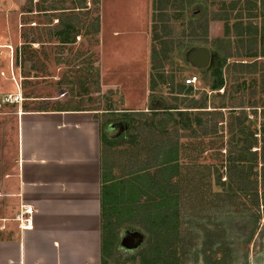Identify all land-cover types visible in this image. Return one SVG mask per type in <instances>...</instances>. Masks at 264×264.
Here are the masks:
<instances>
[{
  "label": "rangeland",
  "instance_id": "1",
  "mask_svg": "<svg viewBox=\"0 0 264 264\" xmlns=\"http://www.w3.org/2000/svg\"><path fill=\"white\" fill-rule=\"evenodd\" d=\"M188 1L0 0V110L58 100L94 109L105 178V168L152 176L139 179V197L129 187L106 197L105 264H141L149 250L167 264H264V56H247L264 52V0ZM191 75L198 81L187 95L179 85ZM218 79L225 88L211 90ZM192 99L206 108H184ZM150 104L201 112L152 117ZM214 106L224 107L207 112ZM187 117L204 124L185 127ZM3 132L0 122V149H12ZM171 142L179 170L168 176L159 159ZM169 192L178 232L160 235L158 202Z\"/></svg>",
  "mask_w": 264,
  "mask_h": 264
},
{
  "label": "crops",
  "instance_id": "2",
  "mask_svg": "<svg viewBox=\"0 0 264 264\" xmlns=\"http://www.w3.org/2000/svg\"><path fill=\"white\" fill-rule=\"evenodd\" d=\"M56 103L0 110V264H101L98 112Z\"/></svg>",
  "mask_w": 264,
  "mask_h": 264
},
{
  "label": "trees",
  "instance_id": "3",
  "mask_svg": "<svg viewBox=\"0 0 264 264\" xmlns=\"http://www.w3.org/2000/svg\"><path fill=\"white\" fill-rule=\"evenodd\" d=\"M192 2H193V0H189L188 1L189 4L192 3ZM233 7H234V5L229 2L228 8L232 9ZM225 8L226 7H224V9ZM225 31H226V34H227V32L229 31V28L226 27ZM248 32H249V34L253 33L251 27L248 28ZM247 56L252 57L253 59H255L257 56L258 57L264 56V52H262L260 55L249 54ZM233 63L237 64L238 62L234 61ZM240 64H250V63L242 62ZM159 81L161 83H164V77L160 76ZM221 81H222L221 79H218L217 80L218 83L216 82L217 84H215L211 88V90H216L217 91L220 88H223L224 85H223V83ZM157 83H158L157 79L154 76H152V74H151L150 82H149V86L151 88V91L154 90V88L157 86ZM179 86H180L179 90H184V93H186L187 95L191 94L192 89H193L192 86H185L183 83L181 85H179ZM192 101L193 102L191 103L190 106H186L184 108H187V109H203V108H206L205 106L197 104L196 100L192 99ZM223 107L224 106H219V107L214 106V107H212L213 109L207 110V112L208 111L216 112L217 109L223 108ZM161 108L153 107L150 104L149 105V112H148L149 114L148 115H151L152 117H154V116L158 115L159 112L171 113V112L175 111L176 113H180L181 115L186 114V115L190 116V115H195L194 112H201V111H197V110H195V111L194 110H185L183 108L171 107V106H166V107H161ZM234 109L235 108H231V110H229L231 114L235 111ZM61 110H63V109H61ZM202 111H206V110H202ZM187 112H190V113H187ZM186 119L188 120V122H183V125L185 127L187 125L189 126V124H191V125L192 124H196V125H201V126H202V124H204V122L202 120L194 119L193 122H192V120H190L188 117ZM182 120L183 119H181V121ZM205 129H208V127H206V124H205ZM179 158H180L179 145L176 142L169 143L168 147L167 148L165 147L160 153V159H159L160 170L161 171L164 170V172H166L168 174V176L171 175V172L173 174L178 173V170H179L178 169L179 168V161L178 160H179ZM260 162H261V168H262V170L264 172V154L261 157V161ZM102 176H103V179H105V180H103V185L101 186V194H102V201H101V220H102L101 221V227H102V233H101V264H105L106 257H108V255L110 253L109 252V248L111 246V234H109V236H108V233H107V236H108L107 248L105 247V245L103 243V242H106V240H105L106 234H105V231L103 229V226L106 224V221H105L106 219L104 218V215H107V210L105 211V204L107 202V200H106L107 198L106 197H111V198H113L115 200V197H114L115 194H116V199H117L118 196L119 197L124 196L125 195V190L128 187H129V190H127V193L129 191V194L131 196L133 194H136V193H137V196L141 195V194L143 195V192L141 193L140 185L138 186L137 183H138L139 179L141 180L140 183L143 182L144 178H149L151 180L152 176L143 167L140 168V170H138V171H134V172L129 173L126 177H123V176H112L111 180H109L108 182H107L105 176L103 175V173H102ZM168 180H169V178H168ZM253 193H254V195L257 198L256 191H254ZM175 195L173 193H171V192H169V194H164L163 195L164 197L161 196L162 200L161 201L159 200V202H158V205H159L158 209H161V210H162V208L164 209L162 211L161 210H157L158 213L161 212V216H162L161 219L159 220L160 222L159 221L157 222V225L158 224L162 225V228H161L162 230H160V232L161 231L162 232L161 233L159 232L160 235L162 233L165 234L167 232V230L172 231L175 235L178 232L177 231L178 206H177V197ZM158 196H160V195H158ZM168 201H170L169 204H168L169 208L166 211V208H165V206H163V204L167 203ZM262 201H263V205H264V200L262 199ZM117 202H118L119 205H123V203H124V202H121V201H117ZM170 220H172L174 222V223L172 222L171 226H169ZM152 249H154V248H152ZM153 251H155V250H153ZM153 251L149 250L148 256L147 257L146 256L142 257L141 264H167L165 262V259H163V260L161 259L162 257H159L157 254L152 255V254H154ZM160 260H162V261H160ZM160 262H162V263H160Z\"/></svg>",
  "mask_w": 264,
  "mask_h": 264
},
{
  "label": "built area",
  "instance_id": "4",
  "mask_svg": "<svg viewBox=\"0 0 264 264\" xmlns=\"http://www.w3.org/2000/svg\"><path fill=\"white\" fill-rule=\"evenodd\" d=\"M198 81V77L196 75H191V76H187L186 79L184 80V85L185 86H194V84ZM14 99H15V96H14ZM16 101V100H15ZM6 102H12V100H6ZM21 219H22V216H21ZM25 222L28 223V219L25 218L24 219Z\"/></svg>",
  "mask_w": 264,
  "mask_h": 264
},
{
  "label": "water",
  "instance_id": "5",
  "mask_svg": "<svg viewBox=\"0 0 264 264\" xmlns=\"http://www.w3.org/2000/svg\"><path fill=\"white\" fill-rule=\"evenodd\" d=\"M200 61H199V59H197V64L195 63L194 65H200V63H199Z\"/></svg>",
  "mask_w": 264,
  "mask_h": 264
}]
</instances>
